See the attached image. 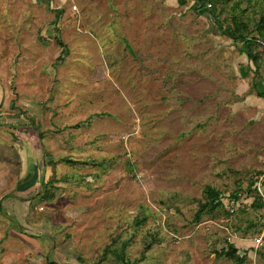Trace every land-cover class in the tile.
Instances as JSON below:
<instances>
[{"label": "rangeland", "instance_id": "374dc122", "mask_svg": "<svg viewBox=\"0 0 264 264\" xmlns=\"http://www.w3.org/2000/svg\"><path fill=\"white\" fill-rule=\"evenodd\" d=\"M200 5L0 0V264H264V0Z\"/></svg>", "mask_w": 264, "mask_h": 264}, {"label": "trees", "instance_id": "16d2710c", "mask_svg": "<svg viewBox=\"0 0 264 264\" xmlns=\"http://www.w3.org/2000/svg\"><path fill=\"white\" fill-rule=\"evenodd\" d=\"M186 1L187 0H179V3H185ZM197 1L201 4L200 7L202 6L204 9H206V4L208 2L210 3V1H213V0H197ZM214 21H215V23H217V19L214 18ZM233 21H234L235 25L238 26L236 20L234 19ZM259 35H260L261 39L257 40L254 36H251L249 38V37H246L242 34H235L233 32L232 38H233V40L240 39L241 42L243 43L244 52L246 53L247 58L253 59L254 56L251 54L252 50H253V45L255 43H257L258 41L261 42L262 44H264V30H263V28L259 30ZM256 95L260 96V97H264V94H262L258 91H256ZM50 183H51V180H48V181L46 180V183H42L43 187H45V188L43 189V191L41 193L38 192V194L40 193L41 199L42 198H44V199L49 198L50 199L53 196L51 192L49 194L50 188L46 187V185H48V184L52 185ZM206 193L209 195L210 200H209V202H206L205 204H201V206L198 210L200 212H202L205 209V207H207V206H208L209 210H214L218 206H221L220 202L218 201L220 196H219V192L217 190H215L211 187H207ZM257 196L259 197V194H257ZM258 205L259 206L263 205V202H259ZM220 253L225 255L228 258L235 259L237 263H241L243 261V258L238 256L236 248H234L232 245H229L227 249H222ZM121 254L123 255V253H121ZM117 258H119V256H117Z\"/></svg>", "mask_w": 264, "mask_h": 264}, {"label": "crops", "instance_id": "0c3cea01", "mask_svg": "<svg viewBox=\"0 0 264 264\" xmlns=\"http://www.w3.org/2000/svg\"><path fill=\"white\" fill-rule=\"evenodd\" d=\"M251 85H253L252 87H251V89L254 91V93H256V91H258V92H260V93H262V94H264V80L263 79H261V78H259V79H254V83H252ZM257 96V95H256ZM257 97H259V98H264V97H260V96H257ZM23 146L24 147H21V151L20 152H22V154H23V156H26L25 155V152L27 153L28 151L32 154V157H34L35 156V154L32 152V151H34V149L32 148V146L31 145H29L28 143L26 144V143H24L23 144ZM18 149H16V151H17ZM11 151H12V149H11ZM10 151V153H13V152H11ZM24 159H26V158H24ZM33 167L36 169V170H38V168H37V166L36 165H33ZM36 175V174H35ZM40 178H38V180H39ZM35 186V185H34ZM33 186V187H34ZM36 187V186H35Z\"/></svg>", "mask_w": 264, "mask_h": 264}, {"label": "built area", "instance_id": "2783aa9c", "mask_svg": "<svg viewBox=\"0 0 264 264\" xmlns=\"http://www.w3.org/2000/svg\"><path fill=\"white\" fill-rule=\"evenodd\" d=\"M208 6H210V4H208Z\"/></svg>", "mask_w": 264, "mask_h": 264}]
</instances>
